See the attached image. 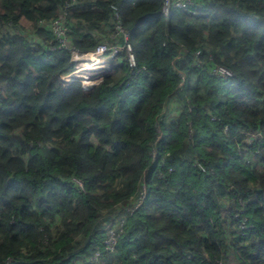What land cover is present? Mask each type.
<instances>
[{"label": "trees", "instance_id": "16d2710c", "mask_svg": "<svg viewBox=\"0 0 264 264\" xmlns=\"http://www.w3.org/2000/svg\"><path fill=\"white\" fill-rule=\"evenodd\" d=\"M162 8L0 0V264H264V191L234 139L264 132V0ZM120 29L134 68L120 57L89 94L62 82Z\"/></svg>", "mask_w": 264, "mask_h": 264}, {"label": "rangeland", "instance_id": "374dc122", "mask_svg": "<svg viewBox=\"0 0 264 264\" xmlns=\"http://www.w3.org/2000/svg\"><path fill=\"white\" fill-rule=\"evenodd\" d=\"M61 25L63 26L62 23ZM61 25L58 22L53 23L54 32L55 33L59 32L61 35H64L65 30L62 29ZM21 29L25 31L24 35L28 37H31V35L34 32L32 24L27 21H21ZM114 56L116 57L114 58ZM123 56L125 57V60H127L128 55L126 51L112 50L111 52H107L102 55L100 54L98 56H94L93 58L91 57L92 60L88 57L87 60L76 62L77 66L74 72L72 73V76H74L75 73L81 76L77 80L82 85L84 84L83 85L84 90L87 91V93H90L92 90H89L88 88L93 86L94 83L95 84L94 89H95L98 85L102 83V81L108 76L109 73H110L109 76L113 74L114 69L112 71V67L115 65L116 61ZM86 67L88 69H86ZM69 77L65 79V81H67ZM90 77H94V78H90ZM90 79L92 81H90ZM85 84L88 85V88H86ZM176 108L178 109V107L173 104L171 106V110L173 111V114L169 113V115L177 114ZM234 139L235 141L238 142L240 146L239 153L241 158L245 161L246 166L251 168L255 173V176L257 178V186L259 190L264 191V166L261 167L259 166L260 164L256 163L257 153H259L261 148L264 147V132L262 133L247 132L245 134L241 133L240 135H237ZM256 165L257 168H255ZM103 227L104 228L100 227V229L106 232V235L108 236L110 231L109 226H103ZM114 239L115 238L112 237L109 241L112 243Z\"/></svg>", "mask_w": 264, "mask_h": 264}, {"label": "built area", "instance_id": "2783aa9c", "mask_svg": "<svg viewBox=\"0 0 264 264\" xmlns=\"http://www.w3.org/2000/svg\"><path fill=\"white\" fill-rule=\"evenodd\" d=\"M162 1H163L162 14L166 18H168L170 16V14H171V12L173 10H188V11L192 12L191 9H192V7L194 5V0H162ZM193 13L194 14H197V12H193ZM60 19H61V21H60ZM57 22L60 23V25H61V23L63 24L64 27L62 25H61V27H62V29L65 30V33H64V35H61L59 32H56V33L54 32V33L57 35V37L59 39L60 47L61 48H67L68 45H69L68 44V41H67L68 33H67V28L65 27V19H64V16H61L58 20L53 21L51 23V29L53 31H54L53 23H57ZM119 31L121 32V34L123 35V38L125 39V45L122 46V47H117V46L108 47L106 45H103V46H99L93 52L84 53V54H81L77 50L74 49L72 51V60L75 63V68L77 66L76 65V62L83 61L85 57H89V58L92 57L93 58L94 56H98L100 54L102 55V54H105L107 52H111L112 50H124V51H126L127 52V55H128L127 61H129L130 66L132 68H134L135 67V60H134V57H133V54H132V50H131L130 46L127 44V40H128L129 35H128V33L126 31H124L122 29H120ZM117 52H119V51H117ZM116 56H114V58ZM88 61H90V60H88ZM86 69H88V68L86 67ZM112 71H113V67H112ZM72 73L62 78V82L65 85H70L72 83L79 82L77 79L80 78L81 76L77 75L76 73H75L74 76H72ZM214 74L219 75L221 77H226V76H228L229 73L225 69L217 68V69H215ZM68 77H69V79L67 81H65V79H67ZM90 78H94V77H90ZM85 79H87V78H85ZM83 85H82V88H83ZM94 87L95 86H93L91 88H88V85H86V88H88L89 90H92L91 92H93ZM83 90H84V88H83ZM85 93H87V91H85ZM87 94H89V93H87ZM76 183L82 188V185H81V183L79 181H76ZM144 198H145V189L142 191L141 197L138 198L135 201L134 206H132V208H130L128 210V212H134V211H136L140 207V205L142 204ZM122 226H123V222L119 223V227L122 228ZM112 227L113 226H110L109 227V229H110L109 234L110 235L108 234V238H107V241H106V252H113L114 251V249H115V247L117 245L118 237H119L118 236L119 234H117L115 231H113L112 230ZM112 237H114L115 239L111 243L109 240ZM100 258H101V254L99 252H97V254L92 259L94 261L93 263H97Z\"/></svg>", "mask_w": 264, "mask_h": 264}, {"label": "bare ground", "instance_id": "6f19581e", "mask_svg": "<svg viewBox=\"0 0 264 264\" xmlns=\"http://www.w3.org/2000/svg\"><path fill=\"white\" fill-rule=\"evenodd\" d=\"M91 57V56H90ZM88 59V57H86L84 60H87ZM90 59H92V58H90ZM90 81H91V79H90ZM92 84V83H91Z\"/></svg>", "mask_w": 264, "mask_h": 264}, {"label": "clouds", "instance_id": "9594fccd", "mask_svg": "<svg viewBox=\"0 0 264 264\" xmlns=\"http://www.w3.org/2000/svg\"><path fill=\"white\" fill-rule=\"evenodd\" d=\"M160 133L163 134V130L162 129L160 130Z\"/></svg>", "mask_w": 264, "mask_h": 264}]
</instances>
